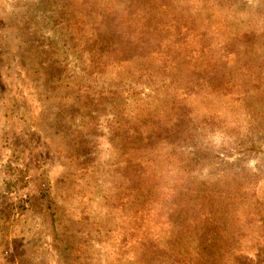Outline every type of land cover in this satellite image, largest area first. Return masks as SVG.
<instances>
[{
    "label": "trees",
    "instance_id": "16d2710c",
    "mask_svg": "<svg viewBox=\"0 0 264 264\" xmlns=\"http://www.w3.org/2000/svg\"><path fill=\"white\" fill-rule=\"evenodd\" d=\"M62 1L86 54V81L59 103L81 112L101 107L107 93L89 81L129 77L140 66L168 87L163 106L113 125L127 149L125 184L113 206L122 210L113 214L121 240L110 264H246L264 256V194L256 182L242 175L199 180L183 150L193 130L212 124L209 100L264 101V31L233 30L200 16L199 0ZM170 174H176L173 182ZM50 195L56 264H95L108 230L91 218H74L73 211L65 216Z\"/></svg>",
    "mask_w": 264,
    "mask_h": 264
},
{
    "label": "rangeland",
    "instance_id": "374dc122",
    "mask_svg": "<svg viewBox=\"0 0 264 264\" xmlns=\"http://www.w3.org/2000/svg\"><path fill=\"white\" fill-rule=\"evenodd\" d=\"M195 3L200 16L222 20L233 30L264 31V0ZM64 4L0 0V264L33 259L56 264L48 234L50 193L65 216L73 211L74 218L105 226L110 237L97 246L95 264L114 262L121 238L113 214L122 210L113 206L125 184L127 145L115 136L113 125L165 103L167 85L143 66L129 77L89 81L107 93L101 107L81 112L59 103L86 81V54ZM208 104L213 105L212 124L193 130L183 146L194 174L203 181L242 175L264 194V101L219 99ZM175 176L167 179L173 182ZM246 264H264V256L256 254Z\"/></svg>",
    "mask_w": 264,
    "mask_h": 264
}]
</instances>
